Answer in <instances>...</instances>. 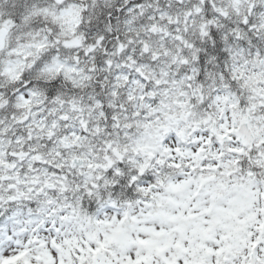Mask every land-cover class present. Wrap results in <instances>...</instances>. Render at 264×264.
Masks as SVG:
<instances>
[{
  "label": "snow or ice",
  "instance_id": "6c2138e0",
  "mask_svg": "<svg viewBox=\"0 0 264 264\" xmlns=\"http://www.w3.org/2000/svg\"><path fill=\"white\" fill-rule=\"evenodd\" d=\"M0 264H264V0H0Z\"/></svg>",
  "mask_w": 264,
  "mask_h": 264
}]
</instances>
